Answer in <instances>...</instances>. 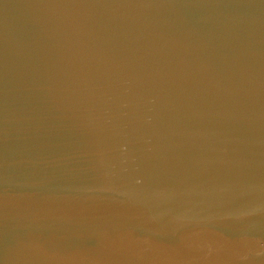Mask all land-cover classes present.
<instances>
[{
	"label": "water",
	"instance_id": "water-1",
	"mask_svg": "<svg viewBox=\"0 0 264 264\" xmlns=\"http://www.w3.org/2000/svg\"><path fill=\"white\" fill-rule=\"evenodd\" d=\"M0 264H264V0H0Z\"/></svg>",
	"mask_w": 264,
	"mask_h": 264
}]
</instances>
